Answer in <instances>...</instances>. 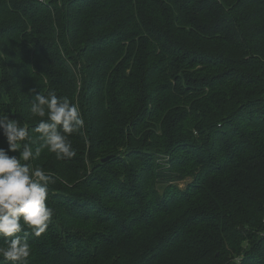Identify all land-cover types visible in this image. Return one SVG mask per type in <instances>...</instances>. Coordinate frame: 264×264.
<instances>
[{
  "label": "trees",
  "instance_id": "16d2710c",
  "mask_svg": "<svg viewBox=\"0 0 264 264\" xmlns=\"http://www.w3.org/2000/svg\"><path fill=\"white\" fill-rule=\"evenodd\" d=\"M40 92L84 120L70 159ZM0 113L55 179L29 264H264V0H0Z\"/></svg>",
  "mask_w": 264,
  "mask_h": 264
},
{
  "label": "clouds",
  "instance_id": "9594fccd",
  "mask_svg": "<svg viewBox=\"0 0 264 264\" xmlns=\"http://www.w3.org/2000/svg\"><path fill=\"white\" fill-rule=\"evenodd\" d=\"M33 116L40 119L32 129L43 140L42 147L54 153L57 159L76 155L68 137L84 125L78 107L67 97L55 93H38L31 104ZM0 129L9 148H0V257L10 264H29L31 246L24 232L25 226L35 236L48 228L52 209L48 206L49 186L55 179L40 167H31L29 161L40 156L41 147L33 148L26 141L29 128L21 126L17 118L0 113ZM19 150V157L10 152Z\"/></svg>",
  "mask_w": 264,
  "mask_h": 264
},
{
  "label": "rangeland",
  "instance_id": "374dc122",
  "mask_svg": "<svg viewBox=\"0 0 264 264\" xmlns=\"http://www.w3.org/2000/svg\"><path fill=\"white\" fill-rule=\"evenodd\" d=\"M82 132L80 130L74 132L68 137L69 142H74L76 141V137L79 136ZM190 179H186L184 181H180V188H185L187 184L190 182Z\"/></svg>",
  "mask_w": 264,
  "mask_h": 264
}]
</instances>
